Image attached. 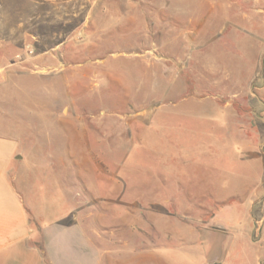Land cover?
Returning a JSON list of instances; mask_svg holds the SVG:
<instances>
[{"label": "rangeland", "instance_id": "obj_1", "mask_svg": "<svg viewBox=\"0 0 264 264\" xmlns=\"http://www.w3.org/2000/svg\"><path fill=\"white\" fill-rule=\"evenodd\" d=\"M54 2L0 0L8 24L29 30L35 54L40 47L33 35L46 37L54 28ZM72 3L94 5L85 24V12L73 13L74 28L61 41V49H72L64 68L14 77L23 130L31 124L41 136L39 151L28 147L18 161L15 186L26 206L52 217L82 204L112 222L120 214L128 218L130 203L136 234L121 229L115 242L132 244V261L201 263L229 250L226 264H253L256 251L243 231L257 240L264 215L258 202L264 192V0ZM96 4L121 11L100 13ZM131 4L140 5L142 18L131 17L128 7L122 11ZM161 5L186 8L180 43H166L168 28L146 11L162 19ZM145 24L146 35L140 33ZM53 44L45 47L59 55ZM12 79L0 74V82ZM71 151L89 152L96 170L79 165ZM150 250L158 256L144 255ZM120 258L126 260L123 252Z\"/></svg>", "mask_w": 264, "mask_h": 264}, {"label": "crops", "instance_id": "obj_2", "mask_svg": "<svg viewBox=\"0 0 264 264\" xmlns=\"http://www.w3.org/2000/svg\"><path fill=\"white\" fill-rule=\"evenodd\" d=\"M54 1L52 8L56 14L54 28H47L46 33L49 31V35L46 37L42 34L40 36L33 35V38L39 42L38 54H35V50L26 38L29 30L25 29L21 33L18 31L19 28H12V25L8 24L9 22L2 14L3 11L0 6V74L6 73L13 77L10 83L8 81L6 83L0 82V264H139L132 261L137 252L135 253L131 243H123L120 246L115 242V238L121 229L129 236L136 234L137 228L135 220L131 218L134 213L129 209L130 203L125 206V213L128 214V218L126 215L120 214V217H116V219L114 217L112 222H107L103 212L98 211L94 215L89 211L90 208L83 210L82 204H75L74 210L70 208L59 215L46 217L48 214L45 211L43 213L46 216L38 212L37 209L27 207L25 196L15 186V180L19 178L18 161L24 159L26 150H29L28 147L35 152L39 151L37 148L41 136L38 138L33 134L31 124L26 126L29 132L26 133L23 130L25 123L24 106L23 102L20 101L21 96L14 77L24 74L23 71L25 70H29V74L45 76L46 70L54 73L56 70L64 68L63 61L68 59L72 49H61V41L67 38L74 28L69 24L72 21L73 13L85 12L84 20H81L80 23L85 24L90 18L88 13L92 11L94 5L89 7L88 5L72 3V0H66L64 4L61 3V0ZM95 6L100 13L110 10L113 13L121 11L117 4H96ZM127 7L129 8L127 11L132 13L131 17L134 19H136L135 13L141 15L139 16L141 18L143 17L140 5L124 6L122 11H125ZM146 11L149 12L152 21H163L162 26L168 28L164 32L166 43L174 44L184 40L186 30L184 28L185 7L178 5L159 6L158 11L162 19L156 17L158 14L154 9L148 8ZM116 16L120 18L119 15L113 14L112 19ZM141 28L140 33L143 34L144 30L146 35L148 29L146 24L142 25ZM169 29H172L171 33L168 32ZM50 41L54 43L52 49L61 51L59 55L53 53L50 55L45 47L46 43L49 46ZM45 57L49 58L48 64L42 62ZM26 64H31L32 67ZM2 79L6 80V77H1ZM69 102L71 107L72 102ZM62 104L67 107L66 103ZM81 123L82 125L87 124V122ZM25 140H28L29 144H24ZM68 155L70 158L79 157L80 162H82L79 165L86 164L89 167L95 165V162L89 163L90 153L87 151H83L81 154L71 151ZM45 156L48 155L40 154V158H47ZM60 159H62V165H66L63 158L60 157ZM41 169L44 170L43 167ZM165 184L161 181L160 187H165ZM101 201L102 199L99 201L98 196L97 202ZM258 202L260 211L264 212V192ZM243 235L248 244L256 251L255 261L252 263L264 264V215L261 217L260 229L257 228V235L259 236L257 240H251L252 234L248 229L243 231ZM107 244L109 247H106ZM120 252L124 253L126 260L120 258ZM229 253V250H226L224 254L218 253L211 256L209 261L201 263L192 260H189V263L163 260L147 263L226 264L225 261ZM144 255H148L150 258L158 256L154 255L152 250Z\"/></svg>", "mask_w": 264, "mask_h": 264}, {"label": "water", "instance_id": "obj_3", "mask_svg": "<svg viewBox=\"0 0 264 264\" xmlns=\"http://www.w3.org/2000/svg\"><path fill=\"white\" fill-rule=\"evenodd\" d=\"M212 264H216V263H212Z\"/></svg>", "mask_w": 264, "mask_h": 264}]
</instances>
